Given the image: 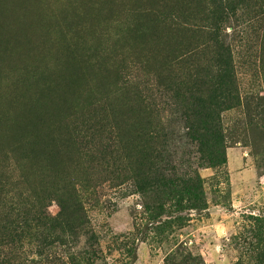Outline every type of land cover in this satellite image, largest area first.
Returning a JSON list of instances; mask_svg holds the SVG:
<instances>
[{
  "label": "rangeland",
  "instance_id": "374dc122",
  "mask_svg": "<svg viewBox=\"0 0 264 264\" xmlns=\"http://www.w3.org/2000/svg\"><path fill=\"white\" fill-rule=\"evenodd\" d=\"M189 1L0 0V21L8 28L5 38L11 39L0 37V199L32 204L48 176L76 175L79 198L107 264H166L177 249L182 256L177 260L189 255L205 264H258L253 251L259 239L264 245V231L259 237L248 232L250 216L264 217L263 29L253 12L237 11L224 27L234 49L241 99L221 115L226 164H195L204 182L206 210L171 218L165 214L162 220L172 222L165 229L152 221L145 210L147 199L129 176L122 181L105 173L107 162L111 172L108 158L90 162V155L111 153L115 127L125 136L127 166H133L146 113L126 91L138 86L142 93L176 56L197 44L174 25L173 16L181 10L197 21L212 19V10L206 3ZM11 13L31 22L27 34L14 37L9 32L15 28ZM73 124L90 128L77 153L70 142H63ZM186 153L181 172L194 163ZM47 156L54 170L44 163ZM44 204L51 216L59 214L55 201ZM179 217L183 225L174 223ZM163 228L166 233L159 235ZM58 255L53 250L50 260L33 256L32 264H64L54 260Z\"/></svg>",
  "mask_w": 264,
  "mask_h": 264
},
{
  "label": "trees",
  "instance_id": "16d2710c",
  "mask_svg": "<svg viewBox=\"0 0 264 264\" xmlns=\"http://www.w3.org/2000/svg\"><path fill=\"white\" fill-rule=\"evenodd\" d=\"M195 1L211 8L212 19L207 16L197 21L192 13L185 16L181 10L175 12L173 19L174 25L196 38L197 44L176 56L169 68L157 76L158 82L147 83L144 96L138 86L126 91L130 99L136 98L137 106L146 113L133 148V166H127L125 136L115 127L116 134L111 132V153L99 152L100 158L90 155L92 163L104 158L111 161V172L109 162L103 165L105 173H111L117 179L123 177L122 181L132 179L147 199L145 210L151 213L152 221L163 224L165 229L172 223L162 220L165 214L168 216L164 217L171 218L184 211L207 209L204 182L195 164L205 162L212 168L226 164L221 115L237 107L241 97L234 49L224 35V27L239 10L253 12L263 29L259 61L264 66V0ZM193 2L189 1V5ZM190 26L191 29H187ZM130 103L131 100L128 107ZM111 113H116L114 106H111ZM73 125L63 140L72 144V152L90 131L89 127L86 130L87 126ZM186 152L190 153L194 163L188 172H181ZM44 163L54 170L50 157L47 156ZM70 166H76V162ZM75 177L69 174L58 179L57 175L48 176L32 204L7 197L0 199V264H32L33 256L50 260L53 250L61 253L54 260H65L64 264H107L79 198ZM46 201L58 204L60 212L56 217L47 213ZM250 217L248 232L256 231V237L263 235L264 217ZM183 222L184 218L179 217L174 223L183 225ZM157 232L159 235L166 233L164 228ZM259 241L253 253L256 262L264 264V245L261 239ZM26 247L31 250L26 251ZM179 251H173L166 264H205L189 255L177 260L181 256Z\"/></svg>",
  "mask_w": 264,
  "mask_h": 264
},
{
  "label": "bare ground",
  "instance_id": "6f19581e",
  "mask_svg": "<svg viewBox=\"0 0 264 264\" xmlns=\"http://www.w3.org/2000/svg\"><path fill=\"white\" fill-rule=\"evenodd\" d=\"M7 2H9V1H7ZM17 2H19V1H17ZM2 3V2H1ZM2 6H4V5H2ZM12 6V5H11ZM17 6H22L21 4H19V3H16V7ZM28 7H30V6H28ZM13 8H14V6H13ZM8 9V8H7ZM20 9V8H19ZM18 9V10H19ZM30 9H32V8H30ZM22 13V12H21ZM32 13H34V12H32ZM7 14V13H6ZM35 15V14H34ZM33 17V16H32ZM21 18H24V17H21ZM20 18V16L19 15H17V14H14V13H11V15H10V17H9V20H11V21H13V22H11L12 23V26L13 27H15V28H11L12 29V31H9V32H12L11 34L14 36L15 35V33L17 34V33H19V34H21V33H23L24 32V34H27L28 33V31H29V28H31V22L29 23V22H27V21H24V19L22 20ZM29 19V18H28ZM36 19V18H35ZM6 20V19H5ZM31 21V20H30ZM39 24V23H38ZM6 24L4 23V21H0V37L2 36L3 37V39L6 41V42H10L11 41V39H6L5 38V36H6V33L8 32V28H6V26H5ZM35 25V24H34ZM2 26H5V31H3L2 30ZM11 26V27H12ZM10 29V28H9ZM15 37V36H14ZM32 37V36H31ZM9 45V44H8ZM10 49H11V47H10ZM20 50H22L21 49V47H20ZM16 59V58H15ZM32 110V109H31ZM36 112V110H33V111H31L30 113H35Z\"/></svg>",
  "mask_w": 264,
  "mask_h": 264
}]
</instances>
